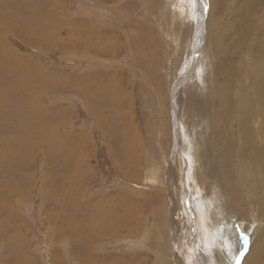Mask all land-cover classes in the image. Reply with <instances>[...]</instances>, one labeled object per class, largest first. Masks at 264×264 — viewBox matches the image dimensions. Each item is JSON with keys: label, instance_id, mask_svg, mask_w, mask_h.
<instances>
[{"label": "rangeland", "instance_id": "1", "mask_svg": "<svg viewBox=\"0 0 264 264\" xmlns=\"http://www.w3.org/2000/svg\"><path fill=\"white\" fill-rule=\"evenodd\" d=\"M3 7L1 16L21 28L5 29V42L49 78L44 90L0 92V123L26 130L33 147L14 177L3 170L10 158L0 140V264L14 257L12 264H182V256L186 264H219L201 197L215 195V179L248 225L244 232L228 212L236 237L224 257L264 264L261 220L254 229L246 213L264 206V0H10ZM123 88L131 105L114 109ZM27 89L39 92L48 146ZM194 143L203 145L199 152ZM242 168L254 170L255 187ZM172 213L170 243L160 236L143 244L140 233L157 218L170 223Z\"/></svg>", "mask_w": 264, "mask_h": 264}, {"label": "bare ground", "instance_id": "2", "mask_svg": "<svg viewBox=\"0 0 264 264\" xmlns=\"http://www.w3.org/2000/svg\"><path fill=\"white\" fill-rule=\"evenodd\" d=\"M10 0H0V92L5 94V95H8V94H12L15 90L17 91H20L21 87H25V88H31L33 86H38L41 88V90H44L42 88H47L48 87V78H49V73L47 72H43L41 70H37L33 64L29 63V62H23L22 61V58L21 56L19 55V53L13 49L11 46H9L5 41V36L3 35V32L5 29H10V30H13L15 32L18 33V31L21 29V28H18L14 19L10 16H1L2 13H5L6 9L3 7V5L5 4H8ZM172 11L171 13L173 14L174 11L176 10L177 8V5L172 3ZM176 20V19H175ZM174 21V20H173ZM175 24H176V21H175ZM176 46V44H175ZM194 59V58H193ZM191 60V59H190ZM193 64V63H192ZM190 63V65H192ZM33 71L35 72V74L37 75V78L35 79L33 77ZM183 80V79H182ZM88 81V80H87ZM184 81V80H183ZM4 82H7L9 83L12 87H7L4 85ZM182 91V90H181ZM180 92V91H179ZM178 92V93H179ZM183 92V91H182ZM130 93L128 89H123L122 92H120L118 95H117V98H116V101H118V105L114 107V105H111V107H113L114 109L115 108H120L122 105L123 106H128L130 107L131 103H130V99L132 98L130 96ZM38 94L39 92H37L36 94L34 93V91H31L29 89H27V91L25 90V98L28 102H32L33 105H31V109L34 111H36L37 109L40 110L39 113H36L38 116H42L44 118V121H45V127H41L39 129V132L41 134H43V137L41 138V140L48 146L49 143H50V140H51V137H44V135H48V118H46V115L45 113H42V110L40 109V107L38 106ZM133 100V99H132ZM129 102L130 105H126L124 103H127ZM134 102V101H133ZM178 103V102H177ZM125 109V108H124ZM131 109V108H130ZM127 111H124L121 112V116L123 114H126ZM115 114V113H114ZM113 114V115H114ZM116 115V114H115ZM117 116V115H116ZM114 117V116H113ZM121 118V117H120ZM51 119V118H50ZM117 120V119H116ZM51 121V120H50ZM119 121V120H118ZM24 123V116L23 114H19V116L16 118V125L17 126H22ZM52 123V122H51ZM50 123V124H51ZM119 123V122H118ZM49 124V125H50ZM113 124V123H111ZM54 125V124H53ZM117 125V124H116ZM55 126V125H54ZM7 130H10V133H11V137H7L6 135V131ZM50 130V129H49ZM42 131V132H41ZM138 137V136H137ZM4 138V142L5 144L4 145H7L8 147V150L6 152V158H7V162H8V159L10 158V163H7L6 167L3 168L4 169H7L8 172H13L12 174L14 175V177H16L15 175V171L16 173H18L19 175V172L25 168V165H26V160L28 159V156H31L33 155L31 152L33 151V147L31 146L29 140H28V136H27V132L26 130H23L21 134H18L17 131L14 129V128H11V126L9 125V122L8 120L7 121H4L2 123H0V140H2ZM39 138V139H37ZM36 139L37 140H40V137H37ZM191 138V137H190ZM198 138V137H197ZM201 138V137H200ZM203 140L204 142L206 141L205 137H203ZM22 144L19 146V143ZM23 142H25V147H23ZM128 142V141H127ZM136 142V148L138 150V148L140 149V139L138 138V140H136V138H134V143ZM128 145V144H127ZM126 145V147H127ZM137 145H139V147H137ZM200 146H203V145H199V143H194L193 144V147L196 148L195 151L199 152L198 150V147L200 148ZM16 147H19L20 151H21V157L18 156L16 158H18V162L20 165H17L15 166L14 165V159L13 160V155L11 156L10 153L11 152H19V150L16 149ZM27 148V149H26ZM138 152V151H137ZM211 154V153H210ZM125 155V154H124ZM192 157L194 156V153L192 152ZM205 156V157H204ZM196 157H197V153H196ZM206 158H209L208 157V154H205L204 155V152L203 154L200 156V159H201V162L202 164L205 165V168H209L210 170H212L213 167H210L208 166V162L206 163L204 161V159ZM134 159V158H133ZM210 159V158H209ZM13 160V162H12ZM28 161V160H27ZM30 161V160H29ZM171 162V161H170ZM242 162V161H241ZM246 162V160L244 161ZM30 163V162H29ZM135 163V162H134ZM251 163V162H250ZM212 164V163H211ZM243 164V163H242ZM213 165V164H212ZM211 165V166H212ZM249 165V164H247ZM172 164L169 163V170L171 168ZM243 167V165L241 166ZM28 168V166H27ZM133 168V167H132ZM244 168V167H243ZM242 168V170H243ZM10 170V171H9ZM161 171H163V169H161ZM251 172V170H249ZM248 171V172H249ZM242 172V171H241ZM246 172L245 170H243V174L244 176H246L245 179H247V181H250L253 186L254 184L256 185L257 184V178H256V175H254V170L252 173H248ZM237 173V172H236ZM9 174V173H7ZM172 175V173H170ZM239 174V173H238ZM243 174H239L241 176L242 179L243 178ZM251 175H254V177L252 178ZM251 177V178H250ZM171 178L173 179L174 177L171 176ZM16 179V178H15ZM244 183V182H243ZM214 190H215V195L212 193V192H208L207 195H202V199H204L205 201V205H204V208H203V211H202V215L203 217L207 220L208 222V226H207V231H206V236L208 239H210L211 243L213 244V246L215 248H220L218 249V253L217 251L215 250V252L217 253V260L215 261H218L217 263H221V264H235L233 262L234 260V256H225V252L227 251L228 253V250H225L224 247V244H225V247L227 246H230L233 245L232 242L235 240V233L233 231L234 229V226H232L230 224V221L231 220V216L228 215V212L233 216L232 219L234 218V216L236 215L237 216V219L234 220V221H238L240 223V226L242 227V230L244 232H247L246 229L248 228L247 224L245 223V219L244 217L246 218V214H244L243 210L242 211H239V209H234V204L235 203H231L229 208L227 207L228 205V200H227V197H229L231 200L233 198H231L228 194L229 192V189L222 183L220 182L219 180L215 179L214 181ZM261 186V185H260ZM239 187V186H238ZM251 187V186H250ZM255 187V186H254ZM262 187V186H261ZM242 188V187H240ZM176 191H180L179 187L177 186L176 187ZM242 191V189H241ZM12 192L13 194L15 193V190L13 191L12 189ZM73 192V191H72ZM259 193V192H258ZM261 193V191H260ZM264 193V192H263ZM16 194V193H15ZM77 194V192H76ZM174 194V193H172ZM228 194V195H227ZM239 195V194H238ZM152 196H155L152 195ZM157 197H159L157 194H156ZM174 198H175V204L177 203V196L173 195ZM205 196V197H204ZM233 196V195H232ZM243 196V195H242ZM257 196V195H256ZM259 196V195H258ZM14 197V195H13ZM201 197L199 198V200H202ZM245 197V196H244ZM13 199V198H12ZM215 200L217 202H215ZM235 200V199H233ZM72 201H77V199H74L71 198L70 199V202ZM162 201V199H161ZM203 201V202H204ZM12 202V201H10ZM68 203L67 206L69 205H72L74 203ZM161 203V202H160ZM158 202V204H160ZM157 204V205H158ZM144 206V205H143ZM187 207V206H186ZM153 208V206H152ZM175 210H176V206H174ZM256 210L253 208V207H250L249 209H246V213H247V216L249 217H252L253 220H250L249 223H250V226H253L254 229L257 228V225L259 224V220H261L260 224L258 225L259 227H263L259 236L260 235H264V218H261L264 216V206H262L260 204L259 207H255ZM154 209V208H153ZM188 212H185L186 214H189L190 213V209L187 210ZM11 212V211H10ZM68 212V211H66ZM195 212H193L192 214V217L191 215H189V218L191 219V221L194 219L195 217ZM174 213L171 214V216H168L169 220H170V223H168V219L167 218H163L161 220H159L157 218V221L155 222L153 228L151 230H146L144 231V235H142L140 233V237H141V240H142V243L143 244H147V240H150L152 238H155L158 239L160 236H163V237H167L168 239V242L170 243V236H169V224H171L172 228L173 226L177 225L178 224V219L175 217ZM229 216V217H228ZM138 220V219H137ZM134 222H135V219L131 222V230L135 233V232H138L139 231V226H135L134 225ZM193 222V221H192ZM209 224H211L209 226ZM194 227V226H193ZM142 228V227H141ZM140 228V229H141ZM61 229V227H60ZM252 229V228H250ZM62 230V229H61ZM210 230V232H209ZM95 232V231H94ZM93 232V233H94ZM173 232V231H172ZM209 232V235H207ZM143 233V231H142ZM95 234V233H94ZM227 234H231V235H228ZM50 235H53V238L56 237V233L54 231H51L50 232ZM213 235V237H212ZM238 236V235H237ZM152 237V238H151ZM226 237H228L227 239H225ZM174 240L173 242L175 243V241L177 240L178 236L176 234H174ZM68 239V238H67ZM166 239V238H165ZM165 239H163L165 241ZM176 239V240H175ZM192 243L194 245H197L199 243H201V237L198 236L197 234L194 233V230H193V235H192ZM151 242V241H149ZM158 242V241H156ZM235 242V241H234ZM61 243V242H60ZM132 243H135V242H132ZM52 244V243H51ZM140 244V243H138ZM153 244V242H152ZM64 245V244H63ZM137 245V244H135ZM164 245V244H163ZM235 245V244H234ZM138 247V246H137ZM136 247V249H137ZM161 248V247H160ZM159 248V249H160ZM168 248V247H167ZM223 250H222V249ZM252 248L251 247V250L249 252V254L252 252ZM143 249V247H142ZM158 249V248H157ZM132 250V249H131ZM231 250V249H230ZM8 252L11 251L10 249L7 250ZM57 252V250H56ZM180 253V251H178ZM178 252H177V255H178ZM58 253V252H57ZM62 253V252H61ZM66 253V252H64ZM235 253V252H234ZM14 254V253H13ZM12 254V255H13ZM157 254H160L159 250L157 252ZM249 254L246 256V258L244 259V263L246 262ZM60 255V254H59ZM58 255V256H59ZM165 255V254H163ZM162 256V255H161ZM56 257V256H55ZM167 257V256H166ZM11 258V257H10ZM13 258V257H12ZM30 258L29 256L26 257V259ZM14 259L15 257L13 258V261H8L6 262V264H12L14 262ZM130 259V258H129ZM183 256L182 257H177L176 258V261L177 262H180L182 264H186V262L183 260ZM201 262V257L198 258ZM62 259L59 258L57 259V262L58 263H61ZM113 264H117V262L114 260L113 261ZM248 264H253V259L251 258L248 262Z\"/></svg>", "mask_w": 264, "mask_h": 264}, {"label": "crops", "instance_id": "3", "mask_svg": "<svg viewBox=\"0 0 264 264\" xmlns=\"http://www.w3.org/2000/svg\"><path fill=\"white\" fill-rule=\"evenodd\" d=\"M124 89V88H123ZM123 89L121 90V92L123 91ZM136 140H138V138H136ZM126 143H128V142H126ZM124 155V154H123ZM125 156V155H124Z\"/></svg>", "mask_w": 264, "mask_h": 264}, {"label": "snow or ice", "instance_id": "4", "mask_svg": "<svg viewBox=\"0 0 264 264\" xmlns=\"http://www.w3.org/2000/svg\"><path fill=\"white\" fill-rule=\"evenodd\" d=\"M242 235H243V233H242Z\"/></svg>", "mask_w": 264, "mask_h": 264}]
</instances>
